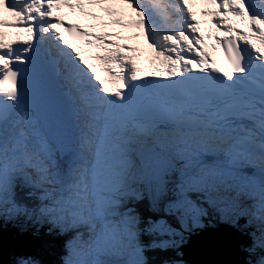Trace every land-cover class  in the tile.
<instances>
[{
	"label": "snow or ice",
	"instance_id": "6c2138e0",
	"mask_svg": "<svg viewBox=\"0 0 264 264\" xmlns=\"http://www.w3.org/2000/svg\"><path fill=\"white\" fill-rule=\"evenodd\" d=\"M225 209L264 248V0H0V217L83 229L65 264H179L141 237Z\"/></svg>",
	"mask_w": 264,
	"mask_h": 264
},
{
	"label": "water",
	"instance_id": "95a60500",
	"mask_svg": "<svg viewBox=\"0 0 264 264\" xmlns=\"http://www.w3.org/2000/svg\"><path fill=\"white\" fill-rule=\"evenodd\" d=\"M232 233V229L225 226L217 232L212 231L203 241L188 245V261L192 264H230L233 260L228 258L235 250ZM14 253V238L0 232V263L6 262ZM221 254H224V257L219 259Z\"/></svg>",
	"mask_w": 264,
	"mask_h": 264
},
{
	"label": "trees",
	"instance_id": "16d2710c",
	"mask_svg": "<svg viewBox=\"0 0 264 264\" xmlns=\"http://www.w3.org/2000/svg\"><path fill=\"white\" fill-rule=\"evenodd\" d=\"M141 205H136L135 207H139L137 209L138 212H145L148 210V201L145 199L142 202H140ZM144 238V241H146L145 243V247L149 248V252L147 253L145 251V256L146 259H149L151 261H156V262H160V261H166L168 260L169 262H178L179 259L177 258L180 254L178 252V250H176L175 247H170V248H166V249H155V248H151L148 247V244L151 243L150 238H146L144 236L141 237V239ZM53 239H57L56 235H54ZM57 241H59L57 239ZM23 246L20 245L19 249L22 250ZM59 259V255H54V254H44L40 260L37 257H34L33 260L36 261H32V264H58L60 263Z\"/></svg>",
	"mask_w": 264,
	"mask_h": 264
},
{
	"label": "bare ground",
	"instance_id": "6f19581e",
	"mask_svg": "<svg viewBox=\"0 0 264 264\" xmlns=\"http://www.w3.org/2000/svg\"><path fill=\"white\" fill-rule=\"evenodd\" d=\"M204 19V18H203ZM203 30L204 31H210V26L209 25H207V24H204V26H203ZM246 171H248L249 173H251V170H248V169H246ZM55 235H56V238L59 240V241H57V239H52L51 241L54 243V244H57L58 242H60L61 240H62V238H61V229L60 228H58L57 227V231H56V233H55ZM258 238H259V236H258ZM145 251L148 253V251H147V248L145 247ZM236 258V255H235V253H232L231 254V257H229L228 259L229 260H231L232 258ZM258 257H256V259H257ZM179 263H180V261H178ZM60 263H61V261H60Z\"/></svg>",
	"mask_w": 264,
	"mask_h": 264
},
{
	"label": "clouds",
	"instance_id": "9594fccd",
	"mask_svg": "<svg viewBox=\"0 0 264 264\" xmlns=\"http://www.w3.org/2000/svg\"><path fill=\"white\" fill-rule=\"evenodd\" d=\"M260 261H264V256H261V257L256 261V264H260Z\"/></svg>",
	"mask_w": 264,
	"mask_h": 264
},
{
	"label": "rangeland",
	"instance_id": "374dc122",
	"mask_svg": "<svg viewBox=\"0 0 264 264\" xmlns=\"http://www.w3.org/2000/svg\"><path fill=\"white\" fill-rule=\"evenodd\" d=\"M123 34H127V33H125L123 30ZM225 215L228 216L227 214H225ZM147 251L149 252V248H147ZM179 264H182V263H179Z\"/></svg>",
	"mask_w": 264,
	"mask_h": 264
}]
</instances>
